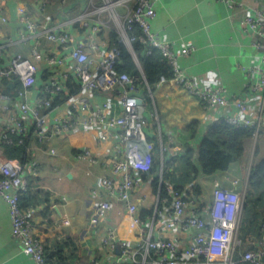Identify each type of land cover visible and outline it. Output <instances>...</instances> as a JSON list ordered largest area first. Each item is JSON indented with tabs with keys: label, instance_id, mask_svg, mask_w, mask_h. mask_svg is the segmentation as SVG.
<instances>
[{
	"label": "built area",
	"instance_id": "built-area-1",
	"mask_svg": "<svg viewBox=\"0 0 264 264\" xmlns=\"http://www.w3.org/2000/svg\"><path fill=\"white\" fill-rule=\"evenodd\" d=\"M220 1L234 5V0ZM106 2V6L113 3L111 0ZM154 3L155 0H134L132 10L120 23L118 40L130 49L136 39L157 48L172 67L171 77L161 76L158 82L177 84L194 95L205 109H219L220 117L229 124L252 128L253 154L264 123L263 98L260 106L254 108L245 98L227 92L222 85L197 84L178 66V54L172 42L153 29L152 21L156 16ZM39 9L44 13V1L39 3ZM19 14L23 26L21 37L33 39L34 45L31 55L16 53L8 59L0 50V77L19 79L22 83L17 92L21 98L17 112L9 116L0 141L12 148L24 144L28 131L24 116L29 115L34 121L35 138L40 143L52 137L86 130L94 135L97 143L109 144L105 163L111 172L102 175L99 180L106 197L95 202L89 212V228L95 233H99L100 229L97 243L91 247L89 264H238L239 254L250 264H264V222L260 238L262 246L240 253L244 244L240 232L247 203V179L253 157L243 190L238 188V179H233L229 186L215 180L209 199L202 197L192 184L179 186L160 175L157 202L143 214L133 201V194L143 182L141 172L148 171L154 160L144 116L145 100L152 95V89L143 70L141 67L137 73L118 70L121 50L117 45L100 51L95 57L89 47L74 42L72 32L51 25L47 19L39 24L27 8H20ZM112 15L117 18L114 11ZM82 19L83 24L89 25L87 17ZM6 21L7 16L0 8V30ZM242 22L257 36L254 46L260 52L257 62L246 68L248 74L257 76L255 80H250L248 91L264 96V8L248 12ZM97 26H92L94 31ZM136 28L138 34L135 33ZM42 36L55 43L61 51L41 48ZM89 36L92 37V33ZM193 49L194 46L188 44L182 53L188 55ZM68 58L71 64H68ZM42 60L51 75L42 84V96L30 102L28 94L37 84ZM69 79L78 83L79 93L67 99L66 110L53 113V100L66 90ZM97 91L107 92L110 96L102 102H94L90 94ZM117 108L121 112L118 113ZM160 148L162 152L167 150L162 141ZM76 156L92 162L98 159L88 146ZM23 172L24 165L17 158L7 157L0 161V197L9 206L12 234L22 249L33 258L34 264H48L45 240L30 220L32 209L23 207L20 202V195L28 189ZM161 187L165 190L164 196H161ZM92 192L97 194V189ZM113 200L123 202L125 210L138 224V233L133 238L121 236L111 224H101L108 216ZM172 228L185 232L187 240L156 235L159 229L169 232Z\"/></svg>",
	"mask_w": 264,
	"mask_h": 264
},
{
	"label": "crops",
	"instance_id": "crops-1",
	"mask_svg": "<svg viewBox=\"0 0 264 264\" xmlns=\"http://www.w3.org/2000/svg\"><path fill=\"white\" fill-rule=\"evenodd\" d=\"M42 1L46 3L44 13L39 9ZM111 1L113 3L106 6V0H0V8L7 16L0 30V50L6 59L16 53L31 55L33 39L21 37L23 26L19 9L24 7L39 24L42 25L47 19L51 25L72 32L75 43L89 47L92 54L98 57L100 51L114 45L112 32L118 33L120 23L134 6V0ZM154 5L156 16L152 27L160 36L172 42L178 54L177 64L187 75L201 86L222 85L227 92L249 101L251 107L260 106L261 99L264 100L263 94L253 95L248 91L250 80H255L257 76L248 74L246 70L257 62L260 53L254 46L257 36L247 30L242 21L248 12L264 8V0H234L233 6L220 0H155ZM113 11L117 18L112 15ZM82 17H87L89 25L83 24ZM94 25H98L95 31L92 28ZM88 32L92 33V37ZM188 44H192L194 49L185 55L182 49ZM40 46L47 51H61L45 36L41 37ZM67 61L68 64L72 63L69 58ZM50 75L47 64L42 60L37 84L30 89L27 100L34 102L42 96V84ZM21 87L19 79L0 77V134L9 116L17 112L21 100L17 92ZM63 92L60 102L54 105L53 113L66 110L67 99L79 93L78 83L69 79ZM90 95L94 102H102L110 96L100 91ZM144 108L147 139L152 143L159 169L145 179L141 173L143 182L135 190L133 201L142 212L151 210L157 202L160 186L156 189L153 179L162 175L164 166L168 169L171 182L192 184L202 197L209 199L215 180L229 186L233 179H238V188L243 190L251 158L254 161L264 157L263 123L256 143L257 151L254 150L252 154V139L249 138L243 158L234 161L226 170L206 174L198 163V146L208 128L220 118L219 109H205L194 95L172 82H157L152 95L146 98ZM117 112L121 110L117 108ZM24 119L28 130L24 144L12 148L0 141V161L14 157L24 165L23 177L27 181L29 195L34 198L27 206L32 209L30 220L45 240L47 251L50 252L57 243L69 238L76 249L66 247L67 264H89L91 247L97 243L100 229L99 233L93 232L89 228L88 218L93 204L106 197L99 180L102 175L111 172L105 163L109 144L97 143L92 133L91 145H75L71 140L72 134L52 137L40 143L35 138L33 119L29 115H25ZM194 121L197 123L193 129ZM161 141L167 146L165 152L161 151ZM87 146L96 153V162L76 156ZM188 148L193 149V162L199 167L196 176L184 165ZM93 189H97V194L92 192ZM263 222L264 190L250 189V200L240 232L244 239L240 253L262 246ZM101 224L115 226L125 238H133L139 230L138 224L125 210L124 203L116 200L112 201L108 216ZM157 234L187 240V234L176 228L169 232L159 229ZM237 257L238 264H250L241 259L240 254ZM0 264H34L33 258L12 234L9 206L2 197Z\"/></svg>",
	"mask_w": 264,
	"mask_h": 264
},
{
	"label": "trees",
	"instance_id": "trees-1",
	"mask_svg": "<svg viewBox=\"0 0 264 264\" xmlns=\"http://www.w3.org/2000/svg\"><path fill=\"white\" fill-rule=\"evenodd\" d=\"M138 32L136 28L135 33L138 34ZM111 35L114 45H117L121 50L120 62L117 64L118 70L137 73L140 70L139 67H141L152 90L161 76L165 78L171 77L172 67L169 62L163 58L157 48L149 47L140 39H136L132 42V48L130 49L126 44L118 40L115 31H113ZM63 93L64 92H61L60 95L53 100V106L60 102V96H62ZM196 123V121L193 122V129ZM252 132L253 129L250 127H236L229 124L224 118H218L208 128L198 146L197 157L201 170L206 174L218 170H226L234 161L243 158L247 151V141L252 137ZM71 140L75 145L92 144L90 133L86 130H79L73 133L71 135ZM255 150L257 151L256 147ZM184 160L185 167L192 171L193 176H196L199 172V167L193 162L192 148L187 149ZM158 169L159 163L154 157L151 168L148 171L141 172L142 178L145 179L148 175L157 172ZM167 171V167L165 168L164 166L162 169V176L165 180L171 179ZM159 181L160 176L157 175L153 179L156 189L159 186ZM247 182L246 209L250 200V189L259 190L263 188L264 190V157L253 161L249 168ZM175 184L179 186L184 185L177 182ZM28 191L29 189L20 195V202L23 207H27L34 199L29 195ZM164 195H166L165 190L161 187V196ZM145 213H147V211L143 212V214ZM68 246H71L70 248L73 250L76 249L73 240L69 238H65L62 242L57 243L54 248H51L52 250L50 252L47 251L46 247V253L48 252V264H67L68 257L65 253V249Z\"/></svg>",
	"mask_w": 264,
	"mask_h": 264
},
{
	"label": "bare ground",
	"instance_id": "bare-ground-1",
	"mask_svg": "<svg viewBox=\"0 0 264 264\" xmlns=\"http://www.w3.org/2000/svg\"><path fill=\"white\" fill-rule=\"evenodd\" d=\"M143 196V195H142ZM252 220V219H251ZM253 222V221H252ZM251 223V222H250ZM251 227V226H250ZM250 230H252V229H250ZM241 232H242V230H241ZM251 246V245H250ZM242 250V249H241Z\"/></svg>",
	"mask_w": 264,
	"mask_h": 264
}]
</instances>
